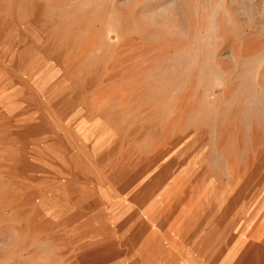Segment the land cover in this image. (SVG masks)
I'll return each instance as SVG.
<instances>
[{
    "label": "rangeland",
    "instance_id": "obj_1",
    "mask_svg": "<svg viewBox=\"0 0 264 264\" xmlns=\"http://www.w3.org/2000/svg\"><path fill=\"white\" fill-rule=\"evenodd\" d=\"M173 200L264 206V0H0V264H166Z\"/></svg>",
    "mask_w": 264,
    "mask_h": 264
},
{
    "label": "crops",
    "instance_id": "obj_2",
    "mask_svg": "<svg viewBox=\"0 0 264 264\" xmlns=\"http://www.w3.org/2000/svg\"><path fill=\"white\" fill-rule=\"evenodd\" d=\"M193 206H166V264H264V206L242 205L222 220Z\"/></svg>",
    "mask_w": 264,
    "mask_h": 264
}]
</instances>
